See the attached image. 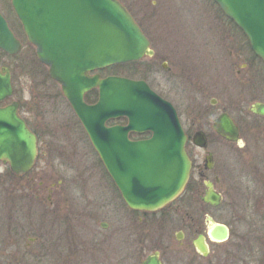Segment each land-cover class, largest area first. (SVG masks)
<instances>
[{"label": "flooded vegetation", "instance_id": "obj_1", "mask_svg": "<svg viewBox=\"0 0 264 264\" xmlns=\"http://www.w3.org/2000/svg\"><path fill=\"white\" fill-rule=\"evenodd\" d=\"M119 1L135 20L136 16L150 18L158 12L157 0ZM142 31L152 49L153 39ZM225 44L232 45L225 59L227 80H213L216 73L214 78H208L210 71L217 72L209 69L208 46L193 51L188 47L175 48L179 54L182 51L186 56H196L198 63L192 68L178 60L172 68L164 55L161 66L165 73L173 71V75L187 82L188 89H181L183 94L179 93L181 86L172 90L180 101L163 91L157 92L147 82L174 107L191 162L183 191L162 208H129L111 179L112 185L106 187L72 179L70 185H62L60 180L46 185L44 180L24 188L21 182L11 181L32 172L35 162L29 171L15 174L7 162L0 161L2 174L11 178L9 182L3 178L2 189H48L47 245L51 264H142L149 256H155L161 264H194L198 257L208 255L209 264H264V80L259 77L260 73L264 78V63L253 54L247 41ZM202 55L207 62L199 58ZM126 122V117H118L108 125L126 126ZM149 136V132L127 134L131 141ZM40 151L38 145L37 158ZM104 173L107 174L105 170ZM65 188L80 191L77 213L70 211L74 203L65 201L64 192H54ZM87 189H110L109 212L116 214L115 207L120 203L130 217L101 218L106 203L92 201L86 196ZM208 190L209 203L202 200ZM201 207L209 210L204 220ZM59 211L63 217L58 216ZM217 226L227 228L226 238L214 237ZM199 236L207 245L206 256L195 245Z\"/></svg>", "mask_w": 264, "mask_h": 264}, {"label": "water", "instance_id": "obj_2", "mask_svg": "<svg viewBox=\"0 0 264 264\" xmlns=\"http://www.w3.org/2000/svg\"><path fill=\"white\" fill-rule=\"evenodd\" d=\"M9 1L37 60L60 86L128 207L154 211L175 199L189 179L191 162L174 107L142 79L91 73L153 54L128 9L119 0ZM213 1L264 62V0ZM21 46L0 12V50L15 55ZM93 88L97 100L88 103L84 96ZM12 92L10 69L2 65L0 102ZM18 107L17 101L0 106V161L8 162L13 173L23 174L37 156V138ZM121 116L127 118L126 126L107 125ZM129 131H148L150 137L131 141ZM202 200L209 203V190ZM214 233L226 238L227 228L217 226ZM203 242L199 236L195 245L206 256ZM142 264L161 263L149 256Z\"/></svg>", "mask_w": 264, "mask_h": 264}, {"label": "rangeland", "instance_id": "obj_3", "mask_svg": "<svg viewBox=\"0 0 264 264\" xmlns=\"http://www.w3.org/2000/svg\"><path fill=\"white\" fill-rule=\"evenodd\" d=\"M128 1V0H127ZM159 7L157 15L149 17L136 16V21L145 32H148L152 40V57H144L140 64L132 66L143 74L144 78L156 91H163L171 98L178 101L180 97L172 95V90L177 86L188 89L187 82L179 79L173 71H164L161 66L164 55L169 59V65L181 61L188 68L194 67L198 62L196 56L180 54L175 48L181 50L185 47L193 50H203L209 46V69L212 67L217 72H209L208 78L213 80H227V66L225 60L230 50L225 43H237L246 41L244 36L221 15L212 0H157ZM0 10L6 14L16 36L21 40L22 47L15 55L0 54V66L6 65L11 71L12 95L5 99L4 105L17 101L19 114L26 121L29 129L36 135L37 146H40L38 158L35 161L33 171L23 176L18 181L21 186L28 187L44 181L46 185L60 180L62 185H70L72 179L78 182L85 180L86 185L106 187L111 186V181L104 173V169L97 160L95 152L89 143L87 136L75 116L67 100L61 93L60 86L50 77L45 80L43 66L42 72L36 68L38 65L34 47L29 44L20 28L19 23L10 7L8 0H0ZM15 27V28H14ZM174 48V49H172ZM195 48V49H193ZM179 54V55H178ZM199 58L206 57L204 55ZM195 61V62H194ZM207 62V61H206ZM218 67V69L216 68ZM215 70V71H216ZM262 72V71H261ZM48 74V73H47ZM110 73H101V76ZM259 77L264 80L263 74ZM137 78V77H133ZM213 81L212 79H209ZM157 91V92H158ZM183 94V93H182ZM180 101V100H179ZM43 151V152H42ZM4 170L0 166V172ZM0 173V190L6 178H11ZM33 177L34 179H30ZM5 182V183H6ZM2 191L0 195V264H51L47 245V232L50 225L48 215V189H14ZM59 195L63 192L65 201H73L70 206L72 213H77L81 206L79 189H55ZM15 193V194H14ZM16 193L28 194L33 198L26 200V207L17 209L14 221H9V228L17 227L15 232L9 233L5 229L6 204L5 196L9 195V201L17 204ZM110 189H87L86 196L105 202L101 218H129L128 211L116 205V214L109 212ZM61 198V197H60ZM5 200V201H4ZM62 200V199H61ZM15 204V205H17ZM200 207V206H199ZM19 208V207H18ZM61 211V210H60ZM59 211V217H63ZM209 214V210H204ZM74 216H78L74 214ZM73 217V216H70ZM30 238H36L31 240ZM194 264H209L207 258H199Z\"/></svg>", "mask_w": 264, "mask_h": 264}, {"label": "trees", "instance_id": "obj_4", "mask_svg": "<svg viewBox=\"0 0 264 264\" xmlns=\"http://www.w3.org/2000/svg\"><path fill=\"white\" fill-rule=\"evenodd\" d=\"M6 16V14H4ZM9 20V19H8ZM17 21V20H16ZM229 21V20H228ZM10 22V21H9ZM230 22V21H229ZM11 23V22H10ZM232 24V22H230ZM13 25V23H11ZM234 26V25H233ZM235 27V26H234ZM15 28V27H14ZM236 28V27H235ZM237 29V28H236ZM238 30V29H237ZM244 36V35H242ZM244 40L245 37H244ZM0 54H5L3 53L1 50H0ZM6 55V54H5ZM140 64V61H131V62H128V63H124V64H115V65H112V66H109V67H106L104 69H101V71L99 70L100 73H112V74H117V75H123V76H127V77H140V78H144L143 77V74L141 72H139L138 70L136 69H132V66H135V65H138ZM39 66H37V70L39 72H42L43 70V65H41L40 63H38ZM44 76H45V80L46 79H49V76L48 74L46 73V70L44 72ZM97 98V90L96 89H92L90 90L88 93L85 94V100L88 102V103H92L96 100ZM14 191V189H10L9 191L12 192ZM18 190V189H16ZM2 191H6V189H1L0 190V195L2 193ZM15 194V193H14ZM16 199H17V202H19L18 204L15 202V201H12L10 202L9 201V195H6L5 196V204H6V222H5V227H8L9 224L8 222L9 221H14V218L16 217V211L17 209H21L23 207H26V203L25 201L28 199V200H32L33 198H31V195L30 197L28 196V194H23V196L21 195V193H16ZM17 204V205H15ZM19 207V208H18ZM10 227V226H9ZM7 228L5 229L6 231H8L9 233H14L16 230L17 227L14 226L15 229L13 228Z\"/></svg>", "mask_w": 264, "mask_h": 264}]
</instances>
